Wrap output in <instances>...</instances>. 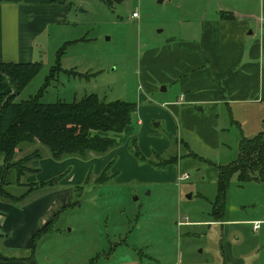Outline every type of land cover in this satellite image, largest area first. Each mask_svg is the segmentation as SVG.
I'll return each instance as SVG.
<instances>
[{
    "label": "rangeland",
    "instance_id": "rangeland-1",
    "mask_svg": "<svg viewBox=\"0 0 264 264\" xmlns=\"http://www.w3.org/2000/svg\"><path fill=\"white\" fill-rule=\"evenodd\" d=\"M190 1L66 0V23L50 28L36 42L33 62H39L41 69L15 102L39 93L56 64L59 49L66 42H74L65 48L60 66L77 75L57 74L44 91L42 103H71L95 94L105 101L135 103L137 108L158 106L156 97L167 94L158 93V88L150 95V102L141 96L139 58L147 48L171 38H185V20H192L197 13L189 8ZM133 11H137L138 19L131 18ZM256 63L259 100L224 107L217 122L218 144L214 146L206 136L203 145L198 141L200 146L194 143L192 149L209 162L202 158L204 161L182 163L181 171L189 174L187 181L146 183L133 178L115 182L112 166L99 181L92 179L94 169L90 168L86 182L66 187H59V183L72 171V165L54 176L57 181L42 189H71L70 205L56 216L54 231L37 241L35 254L40 264H264V182L253 180L241 185L234 174L223 199L222 216L213 215L218 199L215 165L235 161L241 138L264 131V57ZM136 115L128 127L133 137L126 150L138 164L145 163L132 155V142L140 149L139 140L142 145L150 143L145 139L160 144L164 140L167 149H175L165 122L156 127L159 121L149 120L142 127L136 124ZM173 127L176 133V124ZM123 136L124 132L115 137L118 141ZM37 147L44 160L48 149ZM37 147L22 145L18 159ZM88 157L70 156L60 162L87 161ZM36 162L29 166L35 168ZM36 173L28 175L35 180ZM8 179H12L13 187L7 190L16 197L29 188L16 187L13 177ZM254 221L261 222L257 231L252 230Z\"/></svg>",
    "mask_w": 264,
    "mask_h": 264
},
{
    "label": "crops",
    "instance_id": "crops-1",
    "mask_svg": "<svg viewBox=\"0 0 264 264\" xmlns=\"http://www.w3.org/2000/svg\"><path fill=\"white\" fill-rule=\"evenodd\" d=\"M65 2L0 0V62H33L40 37L48 34L50 28L54 30L66 23ZM188 6L197 13L192 20H185V38H171L158 47L147 48L139 58L141 96L150 102L158 88V93L167 95L156 97L158 106L137 108L136 124L145 127L147 121L157 120L158 127L165 122L166 130L174 137L175 148L167 149L164 140L160 144L145 139L150 143L142 145L139 140V150L146 160L158 156L176 161L163 169L149 163L138 164L126 150L133 137L127 126L118 146L104 155L90 154L87 161L63 162L54 161L50 154L44 160L42 157L34 164L36 179L28 175L24 184L51 181L69 165L73 166L72 171L65 173L59 187L86 182L90 168L94 169L95 180L108 165L116 175L115 182L133 178L146 183L176 182L177 175L185 172L181 171L182 163L195 160L189 155L195 154L194 143L203 145L207 136L214 146L218 144L217 122L224 107L259 100L256 62L264 57V0H192ZM261 95L264 96V88ZM2 174L0 159V179ZM38 191L17 204L0 199V264H40L35 254L36 243L54 231L56 216L70 205L71 189H42L37 194ZM44 226L48 227L47 231L33 242L34 235Z\"/></svg>",
    "mask_w": 264,
    "mask_h": 264
},
{
    "label": "trees",
    "instance_id": "trees-1",
    "mask_svg": "<svg viewBox=\"0 0 264 264\" xmlns=\"http://www.w3.org/2000/svg\"><path fill=\"white\" fill-rule=\"evenodd\" d=\"M74 42H66L58 51L56 64L51 68L42 89L34 97L15 102L16 97L36 77L41 69L39 62L12 63L0 62V159L3 163V174L0 179V199L12 203L21 202L31 192L52 186L57 179L48 182L24 184L21 180L28 174L37 172L29 166L32 161L42 158L39 147L48 149L54 161L76 156L86 159L89 153L104 155L118 146L116 135L121 134L134 121L137 106L135 103L122 100L105 101L95 94L83 96L71 103L55 102L44 104L40 101L44 91L60 73L77 75L74 71L63 70L60 57L65 48ZM36 146L33 151L16 159L21 146ZM132 155L141 162L149 163L156 168L173 164L176 159H163L155 156L146 160L135 143L130 145ZM193 158L204 161L190 153ZM109 165L96 180L108 173ZM217 170L218 199L213 207V215L220 218L223 214V199L228 190L230 179L238 175V182L243 185L250 181L264 182V131L252 138L242 137L239 143L238 156L227 165H215ZM29 186L20 196L12 195L7 187L12 185ZM47 226L34 235L33 242Z\"/></svg>",
    "mask_w": 264,
    "mask_h": 264
},
{
    "label": "built area",
    "instance_id": "built-area-1",
    "mask_svg": "<svg viewBox=\"0 0 264 264\" xmlns=\"http://www.w3.org/2000/svg\"><path fill=\"white\" fill-rule=\"evenodd\" d=\"M131 18L133 19L139 18L137 11H133ZM188 179H189V174L186 172H183V173H180L179 176L177 177V182L182 183V182L187 181ZM260 225H261L260 221H254L252 222V229L256 231L260 227Z\"/></svg>",
    "mask_w": 264,
    "mask_h": 264
},
{
    "label": "water",
    "instance_id": "water-1",
    "mask_svg": "<svg viewBox=\"0 0 264 264\" xmlns=\"http://www.w3.org/2000/svg\"><path fill=\"white\" fill-rule=\"evenodd\" d=\"M162 2V0H157V3H161ZM157 126V125H156Z\"/></svg>",
    "mask_w": 264,
    "mask_h": 264
}]
</instances>
